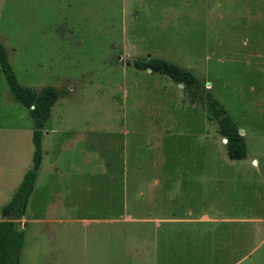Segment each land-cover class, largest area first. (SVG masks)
<instances>
[{"label": "rangeland", "instance_id": "374dc122", "mask_svg": "<svg viewBox=\"0 0 264 264\" xmlns=\"http://www.w3.org/2000/svg\"><path fill=\"white\" fill-rule=\"evenodd\" d=\"M224 1L0 0L19 80L68 91L18 220L20 264H79V241L117 239V259L93 247L81 264H264V35L225 20ZM148 54L211 88L244 129L245 158L182 86L128 63ZM33 127L0 65V220L32 167Z\"/></svg>", "mask_w": 264, "mask_h": 264}, {"label": "trees", "instance_id": "16d2710c", "mask_svg": "<svg viewBox=\"0 0 264 264\" xmlns=\"http://www.w3.org/2000/svg\"><path fill=\"white\" fill-rule=\"evenodd\" d=\"M128 63L140 70L150 68L151 73L168 75L177 84H183L182 88L190 103L204 107L207 117L216 120L220 135L227 139L225 145L229 157L242 159L247 156L245 135L240 134L238 122L224 103L210 88H205V84L190 68L163 56L151 54ZM0 65L12 96L27 108L34 125L32 167L25 172L12 197L3 205L4 219L0 221V264H20V252L25 238L24 231L18 226V220L26 214L29 198L35 188L42 165L44 128L51 116L52 106L68 91L53 85L35 88L23 84L9 59L8 49L2 41H0Z\"/></svg>", "mask_w": 264, "mask_h": 264}, {"label": "crops", "instance_id": "0c3cea01", "mask_svg": "<svg viewBox=\"0 0 264 264\" xmlns=\"http://www.w3.org/2000/svg\"><path fill=\"white\" fill-rule=\"evenodd\" d=\"M223 14L225 20H228L229 22L231 21V23L233 24L237 23L238 25H244L243 27H245V29L248 28L249 25H255L256 40H259L260 36L264 35V0H226L224 1ZM254 161L256 162V159ZM152 184H154V182H152ZM126 217L132 219L131 214H128ZM121 244L122 242H120L118 239L98 241L96 243H90L88 241H79L74 246L76 248L74 254L78 258L77 261L79 262V264L85 263L86 257L89 254L88 249L95 247L97 249L96 254L101 257V259H104L106 262H109L119 257V249L121 248ZM129 248L134 247L130 246Z\"/></svg>", "mask_w": 264, "mask_h": 264}, {"label": "water", "instance_id": "95a60500", "mask_svg": "<svg viewBox=\"0 0 264 264\" xmlns=\"http://www.w3.org/2000/svg\"><path fill=\"white\" fill-rule=\"evenodd\" d=\"M148 71H151L150 68L147 69ZM181 86H183V84H180ZM239 132L240 134H243L244 133V129L243 128H239Z\"/></svg>", "mask_w": 264, "mask_h": 264}, {"label": "built area", "instance_id": "2783aa9c", "mask_svg": "<svg viewBox=\"0 0 264 264\" xmlns=\"http://www.w3.org/2000/svg\"><path fill=\"white\" fill-rule=\"evenodd\" d=\"M224 140L226 141L227 139L225 138Z\"/></svg>", "mask_w": 264, "mask_h": 264}]
</instances>
